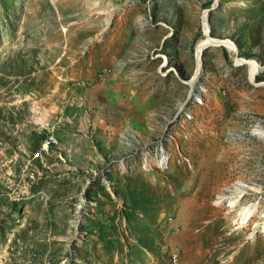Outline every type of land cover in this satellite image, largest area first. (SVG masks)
<instances>
[{
  "label": "rangeland",
  "instance_id": "1",
  "mask_svg": "<svg viewBox=\"0 0 264 264\" xmlns=\"http://www.w3.org/2000/svg\"><path fill=\"white\" fill-rule=\"evenodd\" d=\"M260 125L264 0H0V264H264Z\"/></svg>",
  "mask_w": 264,
  "mask_h": 264
},
{
  "label": "bare ground",
  "instance_id": "2",
  "mask_svg": "<svg viewBox=\"0 0 264 264\" xmlns=\"http://www.w3.org/2000/svg\"><path fill=\"white\" fill-rule=\"evenodd\" d=\"M209 43L212 45H217L219 42L210 41ZM248 64L251 66L252 73H254V72H256V70H258L257 64L255 62H248ZM255 135L264 138V127H262L261 125L258 126L257 130L255 131ZM153 162L156 165L163 166V164L166 162V158L153 159ZM251 192L252 193L255 192V193L259 194L260 189L249 188L242 181H239L238 183L234 184L233 186L228 187L224 193H221L219 195V198H218V201L216 202V204L219 208L226 207L229 209L230 212L234 213V215H235L234 216V222L236 223V225H238L242 228H248L252 224H254L257 220H259V223L257 222L255 225H253L254 227L252 226L254 229H253L251 237H252V239H255V237L258 234H260L264 231L263 218L261 219L259 216L260 204L257 203L256 201H254L248 205L242 204L244 197L248 193H251Z\"/></svg>",
  "mask_w": 264,
  "mask_h": 264
},
{
  "label": "built area",
  "instance_id": "3",
  "mask_svg": "<svg viewBox=\"0 0 264 264\" xmlns=\"http://www.w3.org/2000/svg\"><path fill=\"white\" fill-rule=\"evenodd\" d=\"M52 145H53V144L51 143L50 139L47 138V139L43 142V148H42V151H43V152H45V151H46V152L49 151ZM41 153H42V152H41ZM172 254H173V253H172ZM172 264H175V260L173 261Z\"/></svg>",
  "mask_w": 264,
  "mask_h": 264
},
{
  "label": "water",
  "instance_id": "4",
  "mask_svg": "<svg viewBox=\"0 0 264 264\" xmlns=\"http://www.w3.org/2000/svg\"><path fill=\"white\" fill-rule=\"evenodd\" d=\"M216 1H217V0H216ZM220 45H224V44L220 42ZM208 47H210V46H207L206 49H207ZM223 47L227 48L226 46H223ZM201 56H202V55H201ZM201 67H202V65H201ZM197 79H198V76H196L195 79H192L191 81L188 82V84L191 86V88H193V85H194V83H195V81H196Z\"/></svg>",
  "mask_w": 264,
  "mask_h": 264
},
{
  "label": "trees",
  "instance_id": "5",
  "mask_svg": "<svg viewBox=\"0 0 264 264\" xmlns=\"http://www.w3.org/2000/svg\"><path fill=\"white\" fill-rule=\"evenodd\" d=\"M259 81H261V80L259 79Z\"/></svg>",
  "mask_w": 264,
  "mask_h": 264
}]
</instances>
